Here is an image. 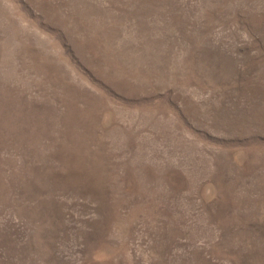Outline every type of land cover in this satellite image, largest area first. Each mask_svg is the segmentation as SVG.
Returning a JSON list of instances; mask_svg holds the SVG:
<instances>
[{"label": "rangeland", "instance_id": "374dc122", "mask_svg": "<svg viewBox=\"0 0 264 264\" xmlns=\"http://www.w3.org/2000/svg\"><path fill=\"white\" fill-rule=\"evenodd\" d=\"M0 264H264V0H0Z\"/></svg>", "mask_w": 264, "mask_h": 264}]
</instances>
